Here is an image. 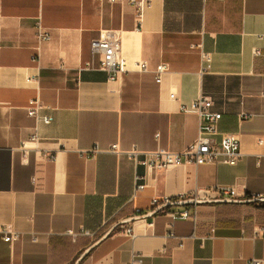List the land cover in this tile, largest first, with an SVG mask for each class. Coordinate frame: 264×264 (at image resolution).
Returning <instances> with one entry per match:
<instances>
[{
	"label": "crops",
	"instance_id": "0c3cea01",
	"mask_svg": "<svg viewBox=\"0 0 264 264\" xmlns=\"http://www.w3.org/2000/svg\"><path fill=\"white\" fill-rule=\"evenodd\" d=\"M139 1L0 0V264H74L117 222L152 211L155 197L216 186L234 188L233 199L264 196V0ZM106 30L130 67L148 70L111 78L101 69L91 43ZM200 97L222 113L220 131L239 138L237 164L146 169L108 151H182L198 136ZM191 206L118 226L80 264L264 259V202L172 218Z\"/></svg>",
	"mask_w": 264,
	"mask_h": 264
},
{
	"label": "built area",
	"instance_id": "2783aa9c",
	"mask_svg": "<svg viewBox=\"0 0 264 264\" xmlns=\"http://www.w3.org/2000/svg\"><path fill=\"white\" fill-rule=\"evenodd\" d=\"M100 2L107 1L110 3L128 2L135 6H140L139 0H98ZM37 38L45 40L49 38L48 32L41 25L38 26ZM121 43L119 34L113 30L103 31L99 38L94 39L91 43V49L94 55H99L100 68L108 71L111 78L118 77L121 73L130 69L147 71L148 67L145 62L135 63L134 68L130 67L128 61L121 55ZM205 62L209 61L208 56H203ZM166 65H159L156 72L158 82H161V74L166 71ZM30 108V114L34 115L38 111L39 101H35ZM213 101L207 97H200L192 104V109L198 114L200 119L199 133L196 139L189 144L185 149L179 152L169 151L166 149L156 150H141L134 145L130 149H121L117 144H113L108 151L117 155L126 156L131 159L136 167L143 166L146 169H167L179 165L193 164H225L235 165L242 157L240 140L234 133L222 132L219 129V123L222 118V113L213 109ZM184 110L188 111V108ZM248 115L243 114L242 118H247ZM45 122H49L46 117ZM259 143H263L259 140ZM97 150H93L95 152ZM88 151L86 156H88ZM136 190L140 191L145 188V184L141 182L144 177L136 175ZM217 196L218 198H233L236 196V190L231 187L216 186L208 189H196L189 193H183L175 198L170 197H155L152 200V210L156 207L164 205L170 201L183 200L188 198L195 199H210ZM193 212L187 207L178 212L171 214L175 219H197L198 205H192ZM137 215H142L139 210ZM124 227V226H123ZM124 234L128 237H135V231L132 226L124 228ZM172 235V233H171ZM19 238V234L15 232H6L4 239L7 242H13ZM126 264H142L136 259H131ZM247 264H264V259L251 258Z\"/></svg>",
	"mask_w": 264,
	"mask_h": 264
},
{
	"label": "water",
	"instance_id": "95a60500",
	"mask_svg": "<svg viewBox=\"0 0 264 264\" xmlns=\"http://www.w3.org/2000/svg\"><path fill=\"white\" fill-rule=\"evenodd\" d=\"M264 202V196H256L252 197L250 199H233V198H210V199H195V198H188L183 200H175L170 201L164 205H161L159 207H156L154 210L150 211L149 213H146L144 215H137L130 217L128 219H123L119 222H117L114 226H112L104 235H102L100 238H98L95 242H93L88 248H86L80 256L76 259L74 264H80L81 261L89 254L91 251L96 248L99 244H101L106 238L109 237V235L118 227L123 224H126L128 222H132L138 219H145V218H151L157 213H159L161 210L169 207L179 206H189V205H202V204H223V203H236V204H248L253 202Z\"/></svg>",
	"mask_w": 264,
	"mask_h": 264
}]
</instances>
